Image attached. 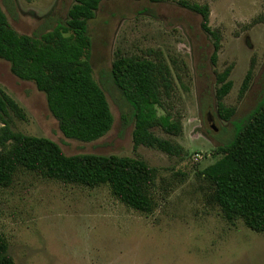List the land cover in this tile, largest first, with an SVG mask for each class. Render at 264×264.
I'll return each mask as SVG.
<instances>
[{"label": "rangeland", "instance_id": "374dc122", "mask_svg": "<svg viewBox=\"0 0 264 264\" xmlns=\"http://www.w3.org/2000/svg\"><path fill=\"white\" fill-rule=\"evenodd\" d=\"M179 1L208 6V26L220 39L215 64L212 38L201 29V17ZM13 2V14L2 5L10 27L32 35L65 21L74 1ZM88 32L96 82L117 56L168 68L172 90L164 105L181 122V133L152 132L181 152L134 148L133 125L123 127L118 94L109 85L105 95L113 123L108 133L90 143L64 138L44 95L15 78L0 60V87L24 114V120L12 119L15 131L48 138L66 156H126L156 170L154 209L145 215L120 203L108 186L81 187L18 169L12 183L0 187V234L14 264H264V232L251 231L239 219H223L200 176L219 158L213 149L232 127L216 112L217 74L231 67L233 83L222 103L234 108V119L244 118L264 90V0L103 1ZM249 69L248 89L240 97Z\"/></svg>", "mask_w": 264, "mask_h": 264}, {"label": "trees", "instance_id": "16d2710c", "mask_svg": "<svg viewBox=\"0 0 264 264\" xmlns=\"http://www.w3.org/2000/svg\"><path fill=\"white\" fill-rule=\"evenodd\" d=\"M67 19L32 35L18 34L9 25L2 5L14 12L13 0H0V60L11 74L30 82L44 95L47 110L66 139L83 143L102 138L111 129L113 116L105 95L109 85L118 94L123 127L133 125V147L143 146L167 155L181 149L155 136L158 128L171 136L181 133V122L166 110L164 99L172 90L168 68L149 59L117 56L96 82L89 63L91 38L88 25L103 1L73 0ZM141 1V0H137ZM156 3L158 0H145ZM179 4L201 17V29L212 38L211 61L215 64L219 36L208 26L206 4ZM231 67L216 76L217 115L231 122V130L213 151L219 158L200 172L212 202L227 222L241 220L253 232H264V90L255 106L240 120L233 107L223 105L232 83ZM249 69L239 89H248ZM13 118L24 120L17 102L0 87V187H8L18 169L43 179L87 188L108 186L120 203L149 215L154 204L151 189L156 170L141 159L81 154L66 156L48 138L28 136L13 129ZM0 264H14L8 244L0 234Z\"/></svg>", "mask_w": 264, "mask_h": 264}]
</instances>
